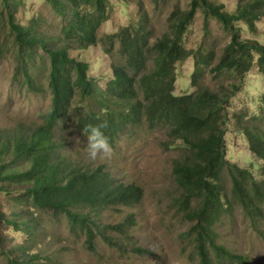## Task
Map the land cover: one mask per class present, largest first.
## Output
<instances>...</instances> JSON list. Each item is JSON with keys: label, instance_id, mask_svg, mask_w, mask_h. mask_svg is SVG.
Instances as JSON below:
<instances>
[{"label": "trees", "instance_id": "trees-1", "mask_svg": "<svg viewBox=\"0 0 264 264\" xmlns=\"http://www.w3.org/2000/svg\"><path fill=\"white\" fill-rule=\"evenodd\" d=\"M20 1L2 0L0 57L9 40L3 29H10L21 58L15 83L39 93L45 88L37 83L31 68L45 51L51 61L53 104L42 124L19 122L13 128H0V199H4L0 200V238L6 226L28 240L7 253L10 264H59L62 256L71 259V249L49 250L39 241L48 230L41 224L44 215L64 217L72 231L84 235L91 252L98 236L116 247L118 239L107 232L116 231L126 238L136 226L133 212L116 225L104 224L102 215L113 206L135 210L143 197L142 188L120 181L104 164L66 152L70 144L62 130L73 125L84 133L87 125L103 122L111 145L129 128L144 125L165 130L164 145L180 152L173 161L176 192L172 201L191 225L184 237L194 245L201 264H253L250 257L218 243L217 225L235 204L254 227L264 220V168L258 177L252 168L231 162L227 141L232 100L243 91L254 69L264 77V0H236L233 11L215 0H190L187 8L176 3L167 30L157 36L140 2V22L103 37L99 32L110 20V0H46L62 20L58 35L42 30L47 21L40 17L27 25L18 22ZM199 11L218 20L230 36L216 63L213 52L188 49L184 42ZM241 25L251 37L243 36ZM98 46L114 58L113 77L106 88L91 79L88 62L72 55ZM116 49L121 62L115 59ZM192 57V85L197 90L177 95L178 64ZM207 72L216 80V89L201 83ZM236 118L251 152L264 161V129L249 125L245 114ZM225 174L231 180V197ZM9 207L12 210L7 211ZM35 247L39 250L34 251ZM130 249L149 253L132 245Z\"/></svg>", "mask_w": 264, "mask_h": 264}, {"label": "rangeland", "instance_id": "rangeland-1", "mask_svg": "<svg viewBox=\"0 0 264 264\" xmlns=\"http://www.w3.org/2000/svg\"><path fill=\"white\" fill-rule=\"evenodd\" d=\"M190 0H110V20L100 29L99 36L114 34L130 24L140 22L139 8L143 2L150 17V29L155 35H161L167 30L168 17L176 3L188 7ZM225 2L227 9L233 11L236 0H215ZM3 2L0 0V10ZM17 12L18 22L29 24L34 17L47 21L42 26L46 33L58 35L62 31V20L56 15L46 0H21ZM244 26V25H241ZM264 30V23L261 24ZM244 37H251L244 26ZM8 32V34L6 33ZM9 40L5 45L7 50L0 57V128H13L19 122L43 123V116L53 104V95L49 88L50 64L45 51L37 56V64L32 63V74L37 83L45 90L35 93L20 83H15V74L20 64V55L14 35L10 29H3ZM230 41V36L222 24L213 17H206L199 11L194 22L188 28L184 42L188 49L201 50L204 54L213 52L216 63L221 57L224 48ZM73 57L90 64V76L95 83L106 88L113 77L112 63L114 58L106 55L101 47L90 50H77ZM115 59L121 62V56L115 53ZM195 71V59L189 58L178 64V79L176 83L177 95L191 94L197 90L192 85V75ZM201 83L212 89L217 88V82L210 72L205 74ZM264 77L254 69L244 89L231 102L230 112L233 120L228 127V152L231 162L244 168H252L256 176H261L264 161L258 159L251 152L249 140L239 126L236 116L245 114L249 125L264 129ZM67 135L69 148L67 153H76L77 156L90 162L85 153L86 135L74 128L73 125L62 130ZM165 130H150L141 125L127 129L112 146L113 157L108 161L94 162L96 165H106L107 169L120 181L127 184H136L143 190L142 200L135 210L121 207L107 208L102 215L103 223L116 225L121 223L126 214L133 212L136 216V226L124 238L116 231H108L107 236L117 238V246L106 244L101 236L94 241V252L85 246L83 234L72 231L64 217L57 218L53 214L44 215L41 224L47 226V235L39 238L44 247L49 250L62 251L63 247L71 249L70 260L62 256L58 263L72 264H201L200 257L191 241L184 237L190 224L186 222L174 206L172 197L176 192L173 180V161L180 155L175 148H167ZM224 184L231 197V180L227 174ZM229 190V191H228ZM0 200H4L3 197ZM12 210V207L6 209ZM41 216V212H39ZM0 238V264H10L7 253L19 245H26L27 236L12 229L3 227ZM218 243L230 249L235 254L246 255L253 264H264V220L258 227H254L245 216L239 205H234L232 213L223 217L217 225ZM115 241V240H114ZM38 246V242L34 243ZM131 245L148 250L142 255L131 251ZM39 250L35 247L34 251ZM67 258V257H66Z\"/></svg>", "mask_w": 264, "mask_h": 264}, {"label": "clouds", "instance_id": "clouds-1", "mask_svg": "<svg viewBox=\"0 0 264 264\" xmlns=\"http://www.w3.org/2000/svg\"><path fill=\"white\" fill-rule=\"evenodd\" d=\"M106 127L107 123L103 122L100 124H89L83 129L87 138L84 153L90 162L108 161L114 155L109 138L103 131Z\"/></svg>", "mask_w": 264, "mask_h": 264}]
</instances>
